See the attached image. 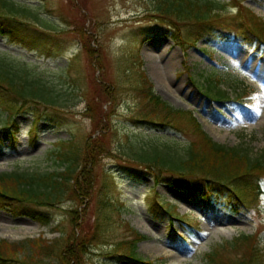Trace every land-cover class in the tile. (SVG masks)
Segmentation results:
<instances>
[{
	"label": "rangeland",
	"instance_id": "rangeland-1",
	"mask_svg": "<svg viewBox=\"0 0 264 264\" xmlns=\"http://www.w3.org/2000/svg\"><path fill=\"white\" fill-rule=\"evenodd\" d=\"M13 1L31 8L50 27L32 23L31 34L46 35L34 45L0 35V56L6 53L17 62L30 63L36 77L67 89L74 100L54 115L45 114L47 119L33 135L28 131L35 118L28 108L13 116L16 137L10 129L0 130V173L51 171L53 151L73 136L75 143L86 138L87 144L97 142L103 151L95 163L85 166L95 194L89 201L39 209L49 219L46 225L0 209V241L19 245L40 237L52 247L59 240L61 251L71 255L74 245L70 241L71 247L64 248L65 236L74 235L77 242L84 233L95 237V224L99 238L92 244L85 239L83 264H136L110 254L116 242L132 234L130 230L145 236L137 245L143 264H207L205 254L241 235H256L264 244V180L258 210L234 215L164 183L156 185L149 175L136 178L139 171L133 168L138 167L124 153L129 146L147 147L152 140L179 137L171 129L158 130L134 120L141 100L137 86L144 74L154 95L174 109L191 112L214 141L246 149L252 157L264 156V48L204 39L179 47L167 26L149 18L148 0ZM218 1L227 5L229 17L236 15L235 4L264 21V0ZM156 67L165 74L163 82L151 77ZM218 89L226 92L227 100L215 99ZM4 119L0 112L1 126ZM105 176L108 183L102 181ZM103 185L107 191L99 194L97 188ZM106 194L110 206L97 202ZM156 201L169 203L165 207H171L174 217ZM70 208L77 211L72 220L66 214ZM151 245L160 252L145 249ZM22 252L27 257L26 249ZM44 253H40L43 264H57L55 255L45 258Z\"/></svg>",
	"mask_w": 264,
	"mask_h": 264
},
{
	"label": "trees",
	"instance_id": "trees-1",
	"mask_svg": "<svg viewBox=\"0 0 264 264\" xmlns=\"http://www.w3.org/2000/svg\"><path fill=\"white\" fill-rule=\"evenodd\" d=\"M148 3V13L151 14L149 18L167 26L171 32L167 33L182 48L195 44L200 39L264 47V21L240 5H233L237 7V12L229 17L227 5L218 0H148ZM45 21L27 6L19 5L13 0H0L2 36L22 44H38L46 36L45 32L40 31L34 35L30 33V28L33 22H37L48 29L50 26ZM148 30L150 28L141 29L140 33L145 34ZM90 50L92 53L91 47ZM2 55L0 112L5 114V119L0 130L10 129L13 137H16L18 129L12 121L13 116L28 108L27 111L32 112L35 118L34 127L28 131L29 135H33L40 122L47 119L43 116L54 115L61 111L60 108L69 106L74 100V94L36 77L29 68L30 63L17 62L16 58L6 53ZM139 81L137 89L141 100L137 104L138 111L134 120L158 130L171 129L179 137H169L164 141L152 140L147 147L129 146L124 151L125 156L142 169L133 168L139 171H134L135 177L149 175L154 184L164 183L190 197L204 199L223 212L239 215L257 211L263 194L261 182L264 179V156L252 157L246 149L214 141L203 131L191 112L174 109L154 95L151 91L152 84L144 74H141ZM217 91L216 99L228 98L225 91ZM30 106L36 107L30 109ZM87 106L89 108L91 105L87 102ZM75 138L73 136L69 141L58 144L52 153L54 168L51 171L15 170L0 173V209L14 216L31 217L39 224L46 225L49 219L40 215L39 209L56 208L65 201H89L95 194L93 187L89 186L93 181L85 166L95 163L102 156L103 146L97 142L87 144L86 138L81 143H75ZM83 173L89 176L87 180ZM105 177L107 179L103 177L102 181L108 183V177ZM97 190L101 194L107 191V187L103 185ZM97 199L102 205L111 204L107 194ZM156 203L168 215L173 216L171 207H165L169 203ZM66 214L72 220L77 216V211L70 208ZM92 228L98 239L99 230L96 231L95 224ZM130 231L132 234L129 237L112 246L110 254L131 263L143 264L145 262L138 256L137 245L145 236L134 230ZM73 236L66 235L63 239L67 250L71 247L70 241L72 247L74 245L71 255H66L65 250L61 251L59 240L53 241L52 247L40 237L19 245L0 241V264H43L41 252H45V258L55 255L57 259L54 263L57 264H83L81 257L82 254H87L85 247L88 243L92 244L95 237L84 233V239L77 242L78 237L74 239ZM85 239L90 242L85 243ZM22 249H26L27 257L21 256ZM29 251H32L30 255ZM229 252L233 253V258L226 256ZM204 259L207 264H264V244L256 235H241L217 244L204 255Z\"/></svg>",
	"mask_w": 264,
	"mask_h": 264
},
{
	"label": "bare ground",
	"instance_id": "bare-ground-1",
	"mask_svg": "<svg viewBox=\"0 0 264 264\" xmlns=\"http://www.w3.org/2000/svg\"><path fill=\"white\" fill-rule=\"evenodd\" d=\"M153 72H154V75L152 74L151 77L153 78L154 82H157V80H158V82H163V80L165 78V74H164L163 70L159 67H156L153 70ZM145 249L148 250L149 252H152V251L153 252H160L159 250H157L156 245L155 246L154 245L147 246Z\"/></svg>",
	"mask_w": 264,
	"mask_h": 264
}]
</instances>
